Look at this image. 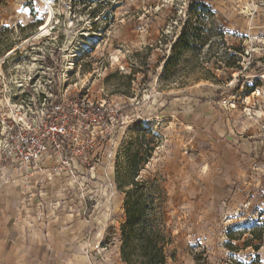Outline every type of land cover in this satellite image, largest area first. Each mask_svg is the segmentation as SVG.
<instances>
[{"label": "rangeland", "instance_id": "rangeland-1", "mask_svg": "<svg viewBox=\"0 0 264 264\" xmlns=\"http://www.w3.org/2000/svg\"><path fill=\"white\" fill-rule=\"evenodd\" d=\"M21 60L67 97L120 104L111 174L72 198L112 238L140 167L166 264H264V0H0V63Z\"/></svg>", "mask_w": 264, "mask_h": 264}, {"label": "built area", "instance_id": "built-area-1", "mask_svg": "<svg viewBox=\"0 0 264 264\" xmlns=\"http://www.w3.org/2000/svg\"><path fill=\"white\" fill-rule=\"evenodd\" d=\"M30 47L36 49L34 43ZM49 51L43 46L37 56L54 57ZM24 61L5 69L4 61L0 63V162L24 169L32 180L46 171L42 164L49 160L52 175L68 173L78 180L81 168L92 172L100 164L96 153L116 131L120 104L90 100L81 90L67 97L49 77L51 67L37 66L33 71L24 67ZM29 61L39 62L36 56Z\"/></svg>", "mask_w": 264, "mask_h": 264}, {"label": "crops", "instance_id": "crops-1", "mask_svg": "<svg viewBox=\"0 0 264 264\" xmlns=\"http://www.w3.org/2000/svg\"><path fill=\"white\" fill-rule=\"evenodd\" d=\"M192 110L198 116L205 109L196 105ZM109 144L105 142L97 151L99 168L90 173L89 185L80 184L81 189L68 173L54 177L49 160L42 164L46 171L32 180L24 169L0 162V264H125L121 241L111 237L105 214H91L85 200L78 204L72 199L85 187L93 192L105 172L111 174L113 158L107 162L103 155ZM80 173L88 174V169L83 167ZM110 201L105 199L93 207L97 210L104 204L110 209Z\"/></svg>", "mask_w": 264, "mask_h": 264}, {"label": "trees", "instance_id": "trees-1", "mask_svg": "<svg viewBox=\"0 0 264 264\" xmlns=\"http://www.w3.org/2000/svg\"><path fill=\"white\" fill-rule=\"evenodd\" d=\"M140 171V167L133 170L129 168L133 180L130 184L132 189L125 192L123 201L125 220L121 225V259L125 264H166L167 239L160 229H155L154 225L149 223L148 215L145 214L146 202L141 200L145 180L138 181Z\"/></svg>", "mask_w": 264, "mask_h": 264}, {"label": "bare ground", "instance_id": "bare-ground-1", "mask_svg": "<svg viewBox=\"0 0 264 264\" xmlns=\"http://www.w3.org/2000/svg\"><path fill=\"white\" fill-rule=\"evenodd\" d=\"M45 29H46V27L43 28V30H45Z\"/></svg>", "mask_w": 264, "mask_h": 264}]
</instances>
